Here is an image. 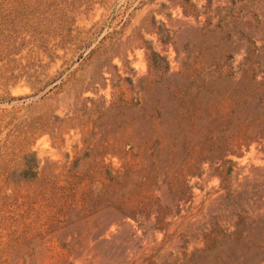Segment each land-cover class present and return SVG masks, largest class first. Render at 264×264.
<instances>
[{"label":"rangeland","instance_id":"1","mask_svg":"<svg viewBox=\"0 0 264 264\" xmlns=\"http://www.w3.org/2000/svg\"><path fill=\"white\" fill-rule=\"evenodd\" d=\"M0 264H264V0H0Z\"/></svg>","mask_w":264,"mask_h":264}]
</instances>
